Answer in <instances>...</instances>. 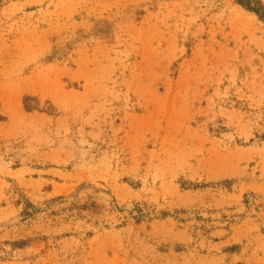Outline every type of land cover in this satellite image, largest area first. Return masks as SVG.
<instances>
[{
  "label": "rangeland",
  "instance_id": "1",
  "mask_svg": "<svg viewBox=\"0 0 264 264\" xmlns=\"http://www.w3.org/2000/svg\"><path fill=\"white\" fill-rule=\"evenodd\" d=\"M0 264H264L263 22L0 0Z\"/></svg>",
  "mask_w": 264,
  "mask_h": 264
},
{
  "label": "trees",
  "instance_id": "2",
  "mask_svg": "<svg viewBox=\"0 0 264 264\" xmlns=\"http://www.w3.org/2000/svg\"><path fill=\"white\" fill-rule=\"evenodd\" d=\"M234 2L248 12L253 13L264 24V5L261 0H234Z\"/></svg>",
  "mask_w": 264,
  "mask_h": 264
}]
</instances>
